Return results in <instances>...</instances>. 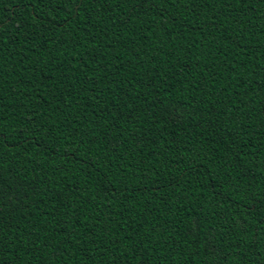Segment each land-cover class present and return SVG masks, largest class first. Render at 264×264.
I'll use <instances>...</instances> for the list:
<instances>
[{"label":"trees","instance_id":"obj_1","mask_svg":"<svg viewBox=\"0 0 264 264\" xmlns=\"http://www.w3.org/2000/svg\"><path fill=\"white\" fill-rule=\"evenodd\" d=\"M134 3L0 0V264H264V0Z\"/></svg>","mask_w":264,"mask_h":264},{"label":"snow or ice","instance_id":"obj_2","mask_svg":"<svg viewBox=\"0 0 264 264\" xmlns=\"http://www.w3.org/2000/svg\"><path fill=\"white\" fill-rule=\"evenodd\" d=\"M19 4H22L25 8L32 6L33 8H37L39 11H45V15H48L49 12L51 13H57L63 12L65 15L63 17L65 22H70L72 19H77L80 16V13L82 9H85V5L87 2H92V0H17ZM151 0H135V3L133 4V7H143L145 4H150ZM47 10V11H46ZM5 19L0 18V37H3V29L5 27ZM47 22L41 23L40 27H46ZM61 27H63V24H61ZM14 35V34H13ZM13 35H10L8 37L9 40H11L12 44H15V39L13 38ZM4 43H7V41H2ZM173 122L176 120H182L183 113L180 111H177L173 114ZM157 123L159 121L157 120ZM28 129L25 128L24 131H27ZM38 127L35 128V131H38ZM24 131L20 132V135H24ZM35 131H33L31 134L35 135ZM163 165H161L162 167ZM145 179L151 180V177H145ZM209 243L211 244L212 241L209 240Z\"/></svg>","mask_w":264,"mask_h":264}]
</instances>
